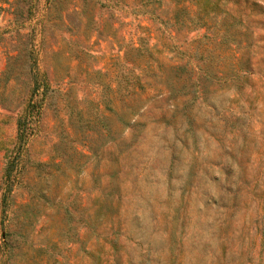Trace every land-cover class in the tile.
Listing matches in <instances>:
<instances>
[{
    "label": "rangeland",
    "instance_id": "1",
    "mask_svg": "<svg viewBox=\"0 0 264 264\" xmlns=\"http://www.w3.org/2000/svg\"><path fill=\"white\" fill-rule=\"evenodd\" d=\"M0 264H264V0H0Z\"/></svg>",
    "mask_w": 264,
    "mask_h": 264
},
{
    "label": "trees",
    "instance_id": "2",
    "mask_svg": "<svg viewBox=\"0 0 264 264\" xmlns=\"http://www.w3.org/2000/svg\"><path fill=\"white\" fill-rule=\"evenodd\" d=\"M32 108H33V105L26 103L23 108L24 114H22V117L19 116L16 119V140L17 142L22 141L23 138L26 136V128H27L26 124L28 123V121L31 120V117L33 116ZM25 116H27L26 120H25ZM5 175H7L6 170H5Z\"/></svg>",
    "mask_w": 264,
    "mask_h": 264
}]
</instances>
